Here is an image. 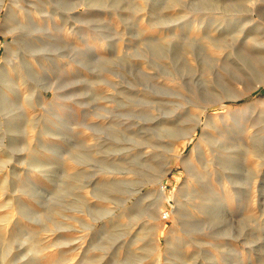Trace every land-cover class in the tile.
I'll return each instance as SVG.
<instances>
[{"label": "rangeland", "instance_id": "1", "mask_svg": "<svg viewBox=\"0 0 264 264\" xmlns=\"http://www.w3.org/2000/svg\"><path fill=\"white\" fill-rule=\"evenodd\" d=\"M0 264H264V0H0Z\"/></svg>", "mask_w": 264, "mask_h": 264}]
</instances>
